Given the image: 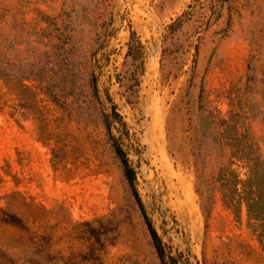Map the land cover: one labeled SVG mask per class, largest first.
<instances>
[{
	"label": "rangeland",
	"instance_id": "1",
	"mask_svg": "<svg viewBox=\"0 0 264 264\" xmlns=\"http://www.w3.org/2000/svg\"><path fill=\"white\" fill-rule=\"evenodd\" d=\"M123 157L168 264H264L214 181H264V0H0V264H163Z\"/></svg>",
	"mask_w": 264,
	"mask_h": 264
},
{
	"label": "trees",
	"instance_id": "2",
	"mask_svg": "<svg viewBox=\"0 0 264 264\" xmlns=\"http://www.w3.org/2000/svg\"><path fill=\"white\" fill-rule=\"evenodd\" d=\"M225 2L227 0H221ZM182 19L179 20L181 22ZM179 23H173L170 28L175 31ZM181 26V23H180ZM107 128L109 133L111 134V126L107 124ZM123 163L125 165V174L127 180L129 181L131 187L133 188L135 195L137 196L141 208L143 210V214L145 216L147 225L151 232L155 247L157 249L158 255L163 264H168L166 262V256L164 252V248L162 246V240L158 235L157 230L153 226L150 218L145 212L144 205L142 201L139 199L138 191L135 187L136 176L134 174L133 169L128 164V161L123 157ZM256 168V167H255ZM257 170V169H256ZM256 172V171H255ZM250 180H244L239 172L233 169V164H229L228 166H224L219 170L217 177L214 179L215 183H217L218 191L221 194L223 205L231 210L238 219H242L243 209L245 204L248 206L251 215L255 214L256 219L258 220L257 225L253 227L254 233L257 235V238L260 242L262 249L264 250V181L261 182L258 178ZM248 185L250 199L247 200V192L246 187ZM3 220L7 223L11 224H22V219L11 213H5Z\"/></svg>",
	"mask_w": 264,
	"mask_h": 264
},
{
	"label": "bare ground",
	"instance_id": "3",
	"mask_svg": "<svg viewBox=\"0 0 264 264\" xmlns=\"http://www.w3.org/2000/svg\"><path fill=\"white\" fill-rule=\"evenodd\" d=\"M186 203V202H185ZM187 204V203H186Z\"/></svg>",
	"mask_w": 264,
	"mask_h": 264
}]
</instances>
